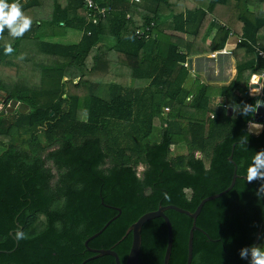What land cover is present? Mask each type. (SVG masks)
I'll use <instances>...</instances> for the list:
<instances>
[{"label":"trees","instance_id":"1","mask_svg":"<svg viewBox=\"0 0 264 264\" xmlns=\"http://www.w3.org/2000/svg\"><path fill=\"white\" fill-rule=\"evenodd\" d=\"M93 1L110 8L97 24L86 22L83 0H19L32 19L30 28L19 37L0 31V92L5 103L17 100L29 107L26 114H0V264H81L96 255L87 247L112 250L124 264L131 245L126 230L143 214L168 205L194 212L201 200L230 185L233 145L238 177L197 216L191 264H246L238 249L264 245V198L255 194L259 182L243 178L251 157L264 149V129L258 135L248 131L254 113L232 118L215 110L196 121L191 116L205 117L210 97H221L227 107L256 108L248 82L264 75V59L256 54L264 52V0H148L152 12L131 0ZM169 15L173 21L165 23L161 16ZM193 22L197 27L189 32ZM66 29L83 33L79 43H38L40 37L63 36ZM230 34L239 41L232 50L235 79L217 88L192 77L185 92L186 59L223 50ZM102 37L114 44L99 45ZM9 45L12 52L6 53ZM131 78L134 85L128 87ZM169 83L178 88L166 91L172 106L188 113V123L180 130L176 119L184 121L182 114L171 109L161 122L160 140L150 142ZM106 84L119 89L110 102L94 94ZM187 95L196 103L185 108ZM14 135L29 136L25 148L11 144ZM39 135L54 136L56 147L48 151ZM179 144L189 152L171 158ZM164 214L173 233L169 264H185L193 221L173 210ZM17 230L24 233L19 241ZM141 238L138 264H163L164 220L147 222ZM84 264L115 262L106 255Z\"/></svg>","mask_w":264,"mask_h":264},{"label":"crops","instance_id":"2","mask_svg":"<svg viewBox=\"0 0 264 264\" xmlns=\"http://www.w3.org/2000/svg\"><path fill=\"white\" fill-rule=\"evenodd\" d=\"M131 2L135 3L141 9L147 12H152L155 9L154 4L148 0H131ZM73 5L74 4H72V6ZM70 15H72V11L70 12ZM161 18L163 19L165 23H171L173 21L172 15L161 16ZM187 27H188L189 32H193L196 29L197 24L193 22V23L188 24ZM82 34L83 33L78 30L66 29L65 35L58 36V37H40L38 40V43L40 44V46L42 45V43L43 44H59V45H65V46L74 45V44L79 43L82 37ZM238 42H239L238 39L233 34H230L227 38V41L225 43L223 50L216 51L213 53H208V54L195 55V56L187 58L186 65H187V69L190 71V77H187L185 79V82L183 85L184 91L185 92L190 91L189 83L192 81L191 80L192 77L198 79L200 83L207 85V86L217 87V88L228 86L235 79V76H236L235 62H234V59L232 58V50ZM113 44H114L113 40L108 37H102V39L99 42V45H104L107 47L112 46ZM181 51L183 53L185 52L183 49H181ZM253 76H256V75H253ZM250 80L248 84L250 83ZM133 85H134V80L131 78L129 79L128 87H133ZM177 89L178 88L174 85V83L167 84L164 94L162 95V97H164L163 105L161 107V114H160L162 118L160 117L156 119V122L162 119L161 122L162 124H164V122L168 119L167 114L169 110L173 109L176 112H181L182 115L180 116L183 117L184 119V121H182V119H176V121L182 122L181 124H184L185 126H187L186 123H188V118H189V115H187L188 113L185 114L182 111H177L178 107L172 106V105H175L174 100L168 97L170 92H166V91H177ZM118 91L119 89H117L114 84H108V85L106 84V85H100L96 87L94 89V94L96 97L102 100H105L107 102H110L113 99V97L118 93ZM182 95H183V92L179 94V96H182ZM194 102L196 103V101H194L193 99V96L187 95L185 97V102H184L185 108H187V106H189L190 103H194ZM223 102L224 100L221 97H210L208 101L207 109L209 108L210 105L215 103L216 105L215 108L217 111V108L219 105H224ZM161 122L159 126H161ZM154 127L155 125L153 126V129ZM261 130L263 129L261 128L260 131ZM260 131L258 133L251 132V134L258 135L261 133ZM152 135L153 134L151 133V135L149 136V139L151 138ZM160 136H161V133L159 134V139H156L153 142H158L160 140ZM176 147H178L179 150L181 151L182 154L180 155H185L183 154L184 149H185L184 145H179Z\"/></svg>","mask_w":264,"mask_h":264},{"label":"water","instance_id":"3","mask_svg":"<svg viewBox=\"0 0 264 264\" xmlns=\"http://www.w3.org/2000/svg\"><path fill=\"white\" fill-rule=\"evenodd\" d=\"M249 89L253 91L252 94H249V96L255 97L257 100L256 106L258 105L256 107V111L254 112L252 120L260 123L261 125H264V80L263 78L258 75L252 76L250 83H249ZM28 110H29V107L25 103L18 102L17 100H11L9 102L8 107L6 108V112L12 111V112H17L19 114H26L28 113ZM217 112L221 115H226L228 117H232V118L236 117V114L233 112L232 107L219 105L217 108ZM233 149H234V145L232 146V152L230 156L228 157V161L233 165L234 171L232 174L231 183L225 190H223L222 192L218 194L206 197L203 200H201V202L198 204L194 212H189L187 210L181 209L173 205L159 206L157 210L143 214L140 218H138L136 222H134L127 228L125 236L131 234V245H130V249H129V252L127 254L124 264H138L140 250H141V243H142V238H141L142 228L147 222H149L150 220L156 219V218L163 219L166 225V228H167V243H166V248H165V252L163 256V264H169L171 249H172V242H173V233H172L171 223L168 217L164 214L166 210H173L177 213L184 214L193 221L192 226L189 230V234H188L187 258H186V263H185V264H191L192 257H193V232L194 230L197 229L195 225V220L197 216L199 215L205 203L215 200L223 196L224 194L228 193L234 187L236 179L238 177L236 173L237 171L236 164L232 161ZM118 212H120L119 209H118ZM117 217L118 215L112 218L111 220H109L99 232L89 237L84 242V245L87 247V243L93 238H95L97 235H99ZM87 250L89 252L96 254L95 256H93L92 258H89L88 260L107 255V256L113 257L115 264H121L118 255L112 250H95V249H90L88 247H87ZM86 261H84L81 264H84Z\"/></svg>","mask_w":264,"mask_h":264},{"label":"clouds","instance_id":"4","mask_svg":"<svg viewBox=\"0 0 264 264\" xmlns=\"http://www.w3.org/2000/svg\"><path fill=\"white\" fill-rule=\"evenodd\" d=\"M31 24L32 19L22 13L19 0H0V31L6 28L11 37H19L30 28ZM5 52H12L10 45L5 47ZM231 107L233 112L240 116H248L249 113L256 111V108L248 103H235ZM247 123L250 133L253 131L258 132L261 128H264V125L254 120H248ZM246 140L247 137L243 138L241 143L244 144ZM243 178L249 183L258 181L255 194L257 198H264V149L256 151L251 157V162L245 169ZM14 238L17 241L23 239V231H15ZM238 256L241 260L246 261V264H264V245L250 244L243 246L238 249Z\"/></svg>","mask_w":264,"mask_h":264},{"label":"rangeland","instance_id":"5","mask_svg":"<svg viewBox=\"0 0 264 264\" xmlns=\"http://www.w3.org/2000/svg\"><path fill=\"white\" fill-rule=\"evenodd\" d=\"M163 20V19H162ZM78 37V36H77ZM252 90H250V89H248V94H252ZM24 96H26V95H24ZM5 97H6V94L5 93H3V92H0V114L1 115H3V116H6V114H9V115H12V114H16L17 112H6V108L8 107V105H9V103H5ZM216 105H215V103L214 104H212V105H210L209 106V108L207 109V111H206V115H205V117L204 116H202V115H197V117H194L193 115L191 116L192 117V119L194 120V121H196L197 119L199 120H201V119H204V118H206L207 116H209V117H211L212 116V114H213V112L216 110ZM15 109V108H14ZM28 112H29V110H28ZM16 117H18V116H16ZM162 118V117H161ZM196 119V120H195ZM84 120H85V117H84ZM160 122H161V120H159V121H157V122H155V127H154V129H153V132H152V136H151V138L149 139V141L150 142H153V141H155L156 139H159V134L161 133V126H159L160 125ZM185 125L184 124H180V126H179V129L180 130H183V129H186L185 127H184ZM115 131V130H114ZM102 134V133H101ZM40 136V135H39ZM29 136L28 135H24V136H17V135H14V136H12L11 137V140H10V142H11V144H13V145H15V146H18V147H20V148H25V140H27V138H28ZM41 138V140L43 141L42 143H43V145H44V147L46 148V149H48V151L49 150H52V149H54L56 146H55V144H54V136H52V137H50V138H48V139H44L42 136H40ZM45 140V141H44ZM179 145H184V144H179ZM179 145H177V146H179ZM4 150V147L1 145V143H0V153L2 152ZM189 151H188V148L187 147H185V149H184V152H183V154H187ZM180 154H182L181 153V151L179 150V148L178 147H175L174 148V150L171 152V154H170V157L171 158H174V157H177L178 155H180ZM194 156H195V158H197V159H202L203 161H204V163H205V165L206 166H208V159L206 158V157H204L200 152H198V151H194ZM107 163V165H109L110 164V162H109V160L106 162ZM145 169V165H143V164H141L139 167H138V169H137V173H138V175L139 176H141V174H142V172H143V170Z\"/></svg>","mask_w":264,"mask_h":264},{"label":"built area","instance_id":"6","mask_svg":"<svg viewBox=\"0 0 264 264\" xmlns=\"http://www.w3.org/2000/svg\"><path fill=\"white\" fill-rule=\"evenodd\" d=\"M86 8V22L97 24L100 20L106 18L110 12L109 7H101L93 0H83ZM143 35V33H138V36ZM257 57L264 59V52L257 50ZM264 80V75H260ZM225 106V105H224Z\"/></svg>","mask_w":264,"mask_h":264},{"label":"bare ground","instance_id":"7","mask_svg":"<svg viewBox=\"0 0 264 264\" xmlns=\"http://www.w3.org/2000/svg\"><path fill=\"white\" fill-rule=\"evenodd\" d=\"M259 131H260V130H259ZM259 131H258V132H259ZM258 132H256V131H253L252 133H258Z\"/></svg>","mask_w":264,"mask_h":264}]
</instances>
